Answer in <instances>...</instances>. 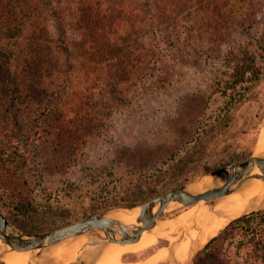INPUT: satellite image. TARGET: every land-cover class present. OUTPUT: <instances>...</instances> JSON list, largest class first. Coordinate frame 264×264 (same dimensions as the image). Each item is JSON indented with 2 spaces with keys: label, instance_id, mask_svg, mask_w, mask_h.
<instances>
[{
  "label": "rangeland",
  "instance_id": "1",
  "mask_svg": "<svg viewBox=\"0 0 264 264\" xmlns=\"http://www.w3.org/2000/svg\"><path fill=\"white\" fill-rule=\"evenodd\" d=\"M83 6L0 0V212L9 231L39 234L139 206L249 160L264 128V0H203L193 10L203 16L147 22L137 39L158 62L155 75L120 86L105 85L118 57L104 61L94 45L102 39L81 47L83 14L91 20ZM250 66L257 71L242 72ZM260 210L235 216L193 254ZM257 224V236L245 227L226 242L233 264H264Z\"/></svg>",
  "mask_w": 264,
  "mask_h": 264
},
{
  "label": "bare ground",
  "instance_id": "2",
  "mask_svg": "<svg viewBox=\"0 0 264 264\" xmlns=\"http://www.w3.org/2000/svg\"><path fill=\"white\" fill-rule=\"evenodd\" d=\"M263 155L264 128L261 131L255 152V156ZM233 173L234 171H231V174ZM252 174H261L259 167H254ZM224 182V175L220 177L206 176L200 182L186 185V190L190 193H201L219 187ZM211 202H199L176 217V220L172 219L167 222L159 220L136 242H111L86 250L83 249L84 245L81 243L72 244L79 241L91 242L99 239V236H105L103 232L95 230L43 250L42 259L46 257L50 261L71 264L90 252L84 257L88 264H189L196 248L215 236L227 222L239 214L264 206V180L262 178L249 179L241 186L236 187L230 194ZM180 206L178 202L171 203L168 207L170 209L168 214L176 212ZM138 216L139 208L111 215L127 225L132 231L135 230L133 226H138ZM0 254L3 260L9 262L28 264L26 261L36 260L33 253L11 250L1 240ZM68 254L74 256V259L67 260ZM34 264L40 263L35 262Z\"/></svg>",
  "mask_w": 264,
  "mask_h": 264
},
{
  "label": "trees",
  "instance_id": "3",
  "mask_svg": "<svg viewBox=\"0 0 264 264\" xmlns=\"http://www.w3.org/2000/svg\"><path fill=\"white\" fill-rule=\"evenodd\" d=\"M147 11L140 10L132 0H83V11L89 12L91 20L83 14L81 36L84 42L81 44L84 52L89 48L90 38L99 37L101 42L95 43L98 53L104 56V61L110 62L118 57L117 71H108L103 77L105 85L120 86L131 83L135 79H145L155 75L158 62L151 54L144 53L140 48V40L137 37L148 36L150 22L156 26L161 17L169 21H177L181 14L204 15L205 11L198 9L196 5L203 6V0H143ZM206 1V0H205ZM204 20V19H202ZM106 58V59H105ZM242 72L257 71L255 67L241 69ZM260 69H258L259 71ZM239 71V70H238ZM244 74V73H243ZM111 79V80H110ZM112 81V82H110ZM264 225V210L245 214L232 221L224 231L211 239L204 249L195 257V264H233L225 252L226 242L241 228H252L254 235H258L254 224ZM256 247L263 253L264 243L257 242Z\"/></svg>",
  "mask_w": 264,
  "mask_h": 264
},
{
  "label": "water",
  "instance_id": "4",
  "mask_svg": "<svg viewBox=\"0 0 264 264\" xmlns=\"http://www.w3.org/2000/svg\"><path fill=\"white\" fill-rule=\"evenodd\" d=\"M254 167H259L261 174L253 175L252 170ZM231 171H234V173L231 174ZM222 175L225 177V182L219 187L208 189L201 193H190L186 190V185L200 182L206 176L220 177ZM252 178H262L264 180V155H254L247 161L214 170L196 181L179 186L139 206L98 214L84 221L39 234H27L18 232L15 229L9 231L11 224L5 215L0 212V240L10 247L11 250L33 253L34 258L39 262L43 261V250L57 246L70 238L84 235L90 231L99 230L105 236H99V239L86 243L84 250L111 242H136L145 231L152 229L162 217L168 214L170 210L168 207L171 203L178 202L181 205L179 208H182L194 206L201 201L209 202L230 194L236 187L241 186L245 181ZM135 208H139V216L137 218L138 226H133L135 227L134 231L123 222L111 217L112 214L118 212L126 213ZM196 255L194 256L196 257ZM195 257L191 256L190 264H195ZM1 258L2 255L0 254ZM73 264H88V262L86 259L80 257Z\"/></svg>",
  "mask_w": 264,
  "mask_h": 264
}]
</instances>
